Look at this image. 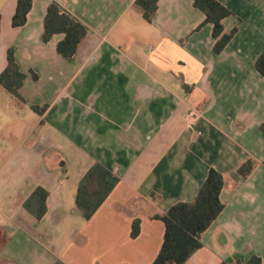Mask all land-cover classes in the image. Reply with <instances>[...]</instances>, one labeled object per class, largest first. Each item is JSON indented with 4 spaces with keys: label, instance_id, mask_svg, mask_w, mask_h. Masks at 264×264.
Masks as SVG:
<instances>
[{
    "label": "crops",
    "instance_id": "0c3cea01",
    "mask_svg": "<svg viewBox=\"0 0 264 264\" xmlns=\"http://www.w3.org/2000/svg\"><path fill=\"white\" fill-rule=\"evenodd\" d=\"M218 1L232 11L224 32L237 28L220 54L193 0H158L151 22L136 0H33L21 27L18 0H0V75L10 48L26 74L21 99L0 84V264H88L66 245L86 249L74 244L88 242L76 195L97 162L120 182L89 221L101 246L92 262L152 264L166 230L155 216L192 202L212 168L225 209L185 264L264 261V0ZM52 3L88 30L73 58L57 52L63 34L43 41ZM38 187L49 191L42 219L24 206ZM68 214L79 220L70 230Z\"/></svg>",
    "mask_w": 264,
    "mask_h": 264
},
{
    "label": "trees",
    "instance_id": "16d2710c",
    "mask_svg": "<svg viewBox=\"0 0 264 264\" xmlns=\"http://www.w3.org/2000/svg\"><path fill=\"white\" fill-rule=\"evenodd\" d=\"M193 1L195 7L205 14L204 23L213 24V37L216 40L213 50L216 54H220L237 32V28L230 33L224 32L223 20L231 16L232 11L218 0ZM136 5L142 9L144 19L151 22L158 9V0H136ZM32 6L33 0H18L12 21L14 27L26 24ZM56 34L64 35V39L57 45V52L64 58H73L78 53L88 30L84 24L64 12L57 4L52 3L47 8L43 41L49 42ZM255 67L264 77V51L257 58ZM34 77L37 78V75L34 74ZM25 79L26 74L16 61L15 50L10 48L8 65L0 75V84L21 99L20 89ZM33 108L41 114L47 107L34 106ZM261 130L264 132V122ZM255 166V162L250 159L240 166L239 173L248 177ZM119 182L120 178L103 164L97 162L90 167L80 181L76 195V206L86 220L94 216ZM224 185V176L212 168L192 202H177L165 214L155 216L164 222L166 230L161 250L152 264H185L202 247L203 234L225 209V204L220 198ZM48 197L49 191L38 187L24 206L37 219H42L48 212ZM140 225V219L134 221L131 233L133 238L139 236ZM220 264H264V261L260 256L252 255L245 262L242 260L232 263L224 261Z\"/></svg>",
    "mask_w": 264,
    "mask_h": 264
},
{
    "label": "rangeland",
    "instance_id": "374dc122",
    "mask_svg": "<svg viewBox=\"0 0 264 264\" xmlns=\"http://www.w3.org/2000/svg\"><path fill=\"white\" fill-rule=\"evenodd\" d=\"M68 216H69L68 219L70 221H68L67 223V230H70L73 226L72 224L75 225V222H78L79 220H78V217H76L75 215L68 214ZM89 221L90 220H83V222H81L80 225H78V226H82L81 232L87 235L88 242L85 241L84 245H79L80 244L78 243L79 237L76 238L74 241V244L78 245V247H86L85 251L75 252L74 248L67 249V245H66V254L73 258H77V257L82 258L85 262H88V264H104L101 259L100 260L97 259L92 262V259L90 258L91 256L92 258H95L97 256V252L101 249V246L94 244L93 238L91 240V233L94 232L96 228H98V224L96 222L90 223ZM72 247H75V246H72ZM56 264H65V263L62 260H58Z\"/></svg>",
    "mask_w": 264,
    "mask_h": 264
},
{
    "label": "built area",
    "instance_id": "2783aa9c",
    "mask_svg": "<svg viewBox=\"0 0 264 264\" xmlns=\"http://www.w3.org/2000/svg\"><path fill=\"white\" fill-rule=\"evenodd\" d=\"M188 118L190 120H195L198 118V112L194 109H191L190 112L188 113Z\"/></svg>",
    "mask_w": 264,
    "mask_h": 264
}]
</instances>
